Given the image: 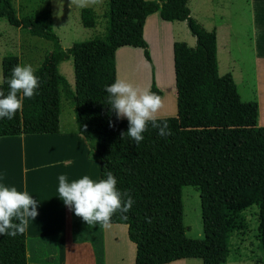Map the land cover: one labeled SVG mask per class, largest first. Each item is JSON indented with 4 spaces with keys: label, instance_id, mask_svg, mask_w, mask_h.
<instances>
[{
    "label": "trees",
    "instance_id": "trees-1",
    "mask_svg": "<svg viewBox=\"0 0 264 264\" xmlns=\"http://www.w3.org/2000/svg\"><path fill=\"white\" fill-rule=\"evenodd\" d=\"M188 0H106L104 30L92 38L62 47L41 13L17 15L11 0H0V16L14 27L52 43L35 68L39 86L11 120L0 119V135L53 133L60 130L63 95L72 106L76 129L88 142L91 158L100 161V177L111 171L116 187L134 203L126 214L118 211L110 223L127 225L135 244V264H162L197 257L204 264L226 262L231 248L230 208L258 205V246L264 249V126L257 123L256 101H241L230 73L219 74L216 36L190 16ZM159 11L165 20H185L196 39L173 44L177 115L167 120L170 134L157 135L148 127L134 144L121 135L126 119L117 120L105 104L104 85L116 79L115 52L119 46L141 47L150 60L143 37L144 21ZM92 6L80 9L84 27L97 24ZM72 57L74 85L58 70ZM20 63L15 54L1 59L2 76ZM7 93V84L0 85ZM153 93L160 91L152 85ZM111 121V126H109ZM199 188L202 238L186 235L181 189ZM74 238L79 237L73 230ZM95 264H103L99 230L91 232ZM0 264H26L25 233L0 235Z\"/></svg>",
    "mask_w": 264,
    "mask_h": 264
},
{
    "label": "crops",
    "instance_id": "crops-1",
    "mask_svg": "<svg viewBox=\"0 0 264 264\" xmlns=\"http://www.w3.org/2000/svg\"><path fill=\"white\" fill-rule=\"evenodd\" d=\"M187 6L192 18L215 32L219 74H231L241 101L257 102V123L264 126V0H188ZM142 31L150 60L141 47L119 46L116 79L140 89L154 85L162 102L157 116H176L173 44L184 41L193 47L196 39L185 20H165L159 11L147 15ZM89 152L85 137L77 129H64L61 119L58 132L0 135V182L26 190L38 201L37 215L24 230L26 264H95L91 243L95 229L101 237L103 264H135L136 246L128 238L126 224L88 227L89 233L84 229L74 238L73 213L56 196L60 174L68 181L83 175L100 178V161ZM50 239L52 254L32 257V248L43 249ZM201 262L186 257L162 264Z\"/></svg>",
    "mask_w": 264,
    "mask_h": 264
},
{
    "label": "clouds",
    "instance_id": "clouds-1",
    "mask_svg": "<svg viewBox=\"0 0 264 264\" xmlns=\"http://www.w3.org/2000/svg\"><path fill=\"white\" fill-rule=\"evenodd\" d=\"M38 82L35 69L27 63H18L11 68L10 75L0 76V85L8 87L6 94L0 90V119L11 120L22 109L24 99L33 97ZM104 91L105 104L115 118L127 121V128L121 135L126 134L134 144L144 139L143 133L148 127L156 129L157 135L162 137L170 134L167 120L158 121L161 97L150 89L114 79L104 85ZM57 179L56 196L87 225L106 226L114 213L126 214L134 203L131 195L116 187L117 178L111 171L104 172L96 180L83 175L68 181L63 174ZM37 204L36 197L28 191L0 182V235L13 237L24 232L28 221L37 215Z\"/></svg>",
    "mask_w": 264,
    "mask_h": 264
},
{
    "label": "rangeland",
    "instance_id": "rangeland-1",
    "mask_svg": "<svg viewBox=\"0 0 264 264\" xmlns=\"http://www.w3.org/2000/svg\"><path fill=\"white\" fill-rule=\"evenodd\" d=\"M17 15L41 13L48 28L53 30L60 38L62 47L68 48L72 43L92 38L96 33L104 30L105 20L102 12L106 0H11ZM92 5L97 12V24L94 28L84 27L80 21V9ZM52 48V43L42 37L31 35L27 30L14 27L8 23L5 17L0 16V76L1 59L4 55L15 54L20 63L30 64L34 69ZM59 72L66 77L71 85H74L72 57L62 60L58 64ZM61 126L64 129L76 130V124L72 106L62 95L60 105ZM183 208V223L186 225V235L190 238H202V219L199 188L192 185H184L181 189ZM231 222L236 229L231 233V248L226 262L221 264H264V249L258 246V205L230 208ZM74 227L77 235L86 231L89 233L92 227L84 223L80 217L73 214ZM97 228V226H95ZM52 240L43 249L34 250L31 254L35 258L50 256ZM204 264V263H200Z\"/></svg>",
    "mask_w": 264,
    "mask_h": 264
}]
</instances>
